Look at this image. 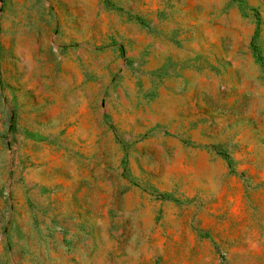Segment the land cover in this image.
Here are the masks:
<instances>
[{
	"label": "rangeland",
	"instance_id": "obj_1",
	"mask_svg": "<svg viewBox=\"0 0 264 264\" xmlns=\"http://www.w3.org/2000/svg\"><path fill=\"white\" fill-rule=\"evenodd\" d=\"M0 264H264V0H0Z\"/></svg>",
	"mask_w": 264,
	"mask_h": 264
},
{
	"label": "trees",
	"instance_id": "obj_2",
	"mask_svg": "<svg viewBox=\"0 0 264 264\" xmlns=\"http://www.w3.org/2000/svg\"><path fill=\"white\" fill-rule=\"evenodd\" d=\"M256 20H257V22L259 23V16H258L257 13H256Z\"/></svg>",
	"mask_w": 264,
	"mask_h": 264
}]
</instances>
